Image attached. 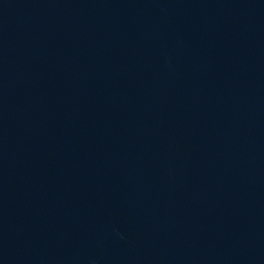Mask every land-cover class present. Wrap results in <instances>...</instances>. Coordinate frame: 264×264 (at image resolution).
<instances>
[{"label": "water", "instance_id": "95a60500", "mask_svg": "<svg viewBox=\"0 0 264 264\" xmlns=\"http://www.w3.org/2000/svg\"><path fill=\"white\" fill-rule=\"evenodd\" d=\"M0 264H264V0H0Z\"/></svg>", "mask_w": 264, "mask_h": 264}]
</instances>
